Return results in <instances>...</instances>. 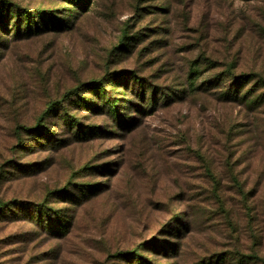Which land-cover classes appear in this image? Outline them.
Listing matches in <instances>:
<instances>
[{
    "label": "rangeland",
    "instance_id": "obj_1",
    "mask_svg": "<svg viewBox=\"0 0 264 264\" xmlns=\"http://www.w3.org/2000/svg\"><path fill=\"white\" fill-rule=\"evenodd\" d=\"M1 2L0 264H264V0Z\"/></svg>",
    "mask_w": 264,
    "mask_h": 264
},
{
    "label": "trees",
    "instance_id": "obj_2",
    "mask_svg": "<svg viewBox=\"0 0 264 264\" xmlns=\"http://www.w3.org/2000/svg\"><path fill=\"white\" fill-rule=\"evenodd\" d=\"M74 1L75 2H79V0H74ZM1 4L2 5H0V11H1V8H2V10L4 8L3 7L4 6V3L1 2ZM10 6H12V5L9 4L8 7H10ZM7 11L9 12V9ZM24 13H25V21L27 22V25L24 28L26 30V33L28 34V33L31 32L30 26H32V25H31L30 21L33 20V16H32V13H29L27 11H24ZM47 14H51V12L46 13V15ZM34 24H35L34 26H37V24L35 22H34ZM66 24L68 25L69 24V21H67ZM36 30H38V29L36 28ZM243 77L246 78L245 76H241L240 78H237L236 80L234 78L233 86L235 84H237L240 80H242ZM85 86L89 87L91 90H97L98 88L105 87L104 86V80H102V81H93V82H90V83L86 84ZM80 90L81 89H76L75 91H73V92L70 93V96H78L77 93L79 94ZM83 103L86 104L85 102H83ZM60 104H61L60 102H56L55 105L53 104V105H51L47 109V111L45 112V114L38 119L36 126L34 128H32V129H28V130L31 131V135H29V136H34V135L41 136L43 134L44 129H42V122H43L45 116L47 114H54L57 110H61V111H65L66 110V107L60 106ZM63 119H64L63 124L67 126V122H69V119L67 120V115H63ZM75 123H76L75 120H71L69 125L72 126V124H75ZM74 126L80 127L79 130L76 132L77 135L83 133V129L81 128V126H79L78 123H76ZM50 137L51 138L55 137V133L54 134H50ZM42 210H43V212H42ZM38 211H39L38 212L39 214L40 213H42V214L47 213V209L44 206H41L40 209H38ZM151 246L154 248L155 251L160 250V249H163V247H161L158 244L152 243ZM118 256L119 257H125V256H132L133 257L134 256L135 259H133V260L136 261L137 264H146V262H145L146 260L143 259V257H141L138 254L137 251H133V252H130L128 254H120ZM126 258H127V260H130L129 257H126Z\"/></svg>",
    "mask_w": 264,
    "mask_h": 264
}]
</instances>
